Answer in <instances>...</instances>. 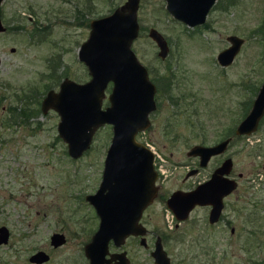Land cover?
Wrapping results in <instances>:
<instances>
[{
  "label": "rangeland",
  "instance_id": "rangeland-1",
  "mask_svg": "<svg viewBox=\"0 0 264 264\" xmlns=\"http://www.w3.org/2000/svg\"><path fill=\"white\" fill-rule=\"evenodd\" d=\"M123 2L0 1L6 27L0 32V225L9 229L7 243L0 244V264H34L26 258L39 249L51 254L42 264L88 263L83 246L98 217L84 197L99 185L111 128H98L88 150L72 159L57 134L58 114L41 111L40 103L64 78L79 83L89 78L77 55L89 21ZM137 9L139 33L131 47L161 86L149 127L135 138L154 154L160 193L140 219L148 247L128 238L121 249L130 264H153L149 252L158 234L170 264H264V118L252 133L233 136L221 154L232 159L229 175L237 188L225 197L218 223H208L202 206L178 222L162 201L176 188L207 178L217 163L201 168L186 155L188 149L226 138L246 115L243 108L264 79V0H224L195 27L172 18L164 0H140ZM150 27L168 42L164 58L148 36ZM233 34L243 39L241 48L231 64L220 66L216 54ZM23 108L24 115L14 118L12 111L19 115ZM186 163L199 173L183 183ZM52 232L65 237L58 247L50 244Z\"/></svg>",
  "mask_w": 264,
  "mask_h": 264
},
{
  "label": "water",
  "instance_id": "water-1",
  "mask_svg": "<svg viewBox=\"0 0 264 264\" xmlns=\"http://www.w3.org/2000/svg\"><path fill=\"white\" fill-rule=\"evenodd\" d=\"M139 1L124 0L111 12L89 21L88 36L77 50L78 60L86 66L89 78L80 83L64 78L59 89L48 90L40 104L43 112L52 109L58 114L57 134L72 159H78L88 150L98 128L104 125L111 128L100 183L93 193L84 197L98 217L96 230L83 246L88 264H129L124 251L109 252L108 242L111 240L118 248L127 236L136 235L140 236L139 244L146 246V228L139 220L157 192L154 154L135 138L137 133L149 127V115L157 106L156 86L131 47L139 33ZM164 1L172 18L187 27H194L206 21L215 0ZM5 30L0 19V32ZM148 36L156 44L158 57L164 58L169 51L167 40L152 27L148 29ZM226 40L228 46L216 54L220 66L231 64L243 43V39L234 34L227 35ZM108 84L111 86L106 97ZM257 89L246 115L233 130L237 137L255 131L264 117V79ZM104 98L107 105L102 106ZM231 138L227 136L212 145L195 143L186 155L197 156L198 166L204 167L211 156L227 149ZM232 166L231 157L225 158L206 181L191 190L172 192L166 198V207L175 220L187 219L195 206H208V223L217 222L223 209V197L237 188L236 179L229 175ZM194 172L196 170L191 171ZM8 234V229L1 225L0 244L7 243ZM49 238L54 246L65 241L63 234L57 232L51 233ZM153 244L150 252L153 264H170L159 236ZM47 258L45 252L39 251L29 260L40 263Z\"/></svg>",
  "mask_w": 264,
  "mask_h": 264
},
{
  "label": "flooded vegetation",
  "instance_id": "flooded-vegetation-1",
  "mask_svg": "<svg viewBox=\"0 0 264 264\" xmlns=\"http://www.w3.org/2000/svg\"><path fill=\"white\" fill-rule=\"evenodd\" d=\"M224 0H215L214 1V3L211 5V8L213 7V5L214 4H221L222 2H223ZM221 7H223V5H221ZM220 7V8H221ZM210 8V9H211ZM224 8V7H223ZM210 11V10H209ZM195 27V26H194ZM167 44H168V42H167ZM155 84V83H154ZM156 86V85H155ZM43 100V99H42ZM41 104V103H40ZM42 111V110H41ZM109 145V144H108ZM106 153V152H105ZM222 154V153H221ZM221 154H217V155H215V156H211L210 157V159L208 160V162H207V164H206V166H204V167H201V168H207V165L211 162V161H215L216 160V162L217 163H215V164H213L214 166L211 168V170H210V172L208 173V175H207V178H204L203 180H200V181H197V183L195 182L194 184H193V186H191V187H189V188H187V187H180V188H176V189H180V190H184V191H186V190H191V189H193V187H195L198 183H201V182H204V181H206L208 178H209V176H210V174L215 170V169H217L218 168V165L225 159V157H223ZM188 157H191L194 161H193V163H197V166H198V161H199V159H198V157L196 156V157H193V156H188ZM104 158V157H103ZM103 158H102V160H103ZM104 161V160H103ZM186 165H189L188 163H186ZM153 166H155V163H154V161H153ZM190 166V165H189ZM102 167H103V162H102V166H101V169H100V171H101V173H100V178H101V175H102ZM155 168V167H154ZM187 168H189L187 171H186V173H185V175L183 176V183H186V181H188V177L189 176H192V175H196L197 173H199V168H195V167H187ZM192 170H196V172H194V173H191V171ZM187 173H191L190 175H186ZM158 176H159V173L157 172V177H156V182H155V184L157 185V178H158ZM100 178H99V183H100ZM160 185H157V192H156V194H155V196H154V198L152 199V202L149 204V205H147L145 208H144V210L142 211L143 212V214H144V211H145V209L147 208V207H149V206H151V205H153L154 203H155V200H157L156 198H157V196L159 195V193H160ZM172 192H170V193H168V195H166L165 196V199H163L162 201H164V203H165V208H167L166 207V198L171 194ZM227 196H229V195H227ZM227 196H225V197H227ZM225 197H223V206H224V202H225ZM196 208L198 207V206H195ZM194 207V208H195ZM202 207H205V208H207L208 209V213H209V207L208 206H202ZM193 208V209H194ZM223 208V207H222ZM193 209H192V211H193ZM223 210V209H222ZM169 211V210H168ZM142 214V215H143ZM190 214V213H189ZM221 214H222V211H221V213H220V216H221ZM189 216V215H188ZM208 216V215H207ZM219 216V220L218 221H220L221 220V217ZM142 217V216H141ZM174 217V216H173ZM141 219V218H140ZM175 219V218H174ZM186 220V219H185ZM140 221V220H139ZM178 221V220H177ZM184 221V220H183ZM218 221L217 222H215V223H218ZM178 222H181V221H178ZM141 223V222H140ZM142 225H143V223H141ZM1 226V225H0ZM4 226V225H3ZM144 226V225H143ZM145 227V226H144ZM7 228V227H6ZM8 229V228H7ZM8 231H9V229H8ZM231 231H233V229H231ZM53 233V232H52ZM146 234L144 235V239H145V244H146V246H143L144 248H146V247H148V244H147V241H146V238H147V235H148V233H147V229H146V232H145ZM160 234H164V233H160ZM152 235V234H151ZM9 236V235H8ZM157 236H159L160 237V240L162 239V235L160 236V235H158V234H156V236H155V239L157 238ZM128 238H138V241L140 240V236H132V235H129V236H127L126 238H125V240L126 239H128ZM155 239H154V241H155ZM89 242V241H88ZM125 242V241H124ZM154 243V242H153ZM112 245L113 246V244H112V241L110 240L109 242H108V249H109V252L110 253H112V252H114V251H124L125 252V255L127 256V254H126V251L125 250H123V249H121V247H116L115 245V247H116V249L114 250V251H112L111 249H110V246L109 245ZM124 244V243H123ZM141 245V244H140ZM51 246H53V247H58V246H54L53 244H51ZM162 246H163V244H162ZM153 247H154V244H153ZM153 249V248H152ZM164 249V248H163ZM39 251H43V252H45L46 254H47V259H48V261L50 260L49 258L51 257V254H50V256H49V253H47L45 250H43V249H39V250H36L35 252H33V253H30L29 254V256L26 258V260L27 261H30L29 260V257L31 256V255H33L34 253H36V252H39ZM152 251V250H151ZM150 251V252H151ZM165 251V250H164ZM150 252H149V255H150ZM165 253H166V251H165ZM167 256L169 257V255L167 254ZM128 257V256H127ZM128 260H129V264H130V259H129V257H128ZM47 261V262H48ZM31 263H34V264H42V262H40V263H35V262H33V261H30ZM45 262V261H44ZM169 262H170V258H169ZM88 264V263H87Z\"/></svg>",
  "mask_w": 264,
  "mask_h": 264
},
{
  "label": "trees",
  "instance_id": "trees-1",
  "mask_svg": "<svg viewBox=\"0 0 264 264\" xmlns=\"http://www.w3.org/2000/svg\"><path fill=\"white\" fill-rule=\"evenodd\" d=\"M151 80H152L153 83H155V85H156V89H157V88H160L161 83H158V80H153L152 78H151ZM252 88H253V87H251V89H252ZM252 92H254L253 89H252ZM255 93H256V92H255ZM253 95H255V94L253 93ZM251 102H252V99L249 98V102H248V103L246 104V106H244V108H243V111H244V112L242 113V116H244V115L247 113V110H248V108L250 107ZM15 112H16V111H14V112L12 111L13 117H14L15 115H17V117H14V118H18L20 115L23 116V115H24V108L21 110V112L19 113V115H18V112H16L17 114H16ZM263 118H264V117H263ZM263 118H262V119H263ZM262 119H261V120H262ZM238 121H239V120H238ZM233 129H234V128H233ZM228 135L231 136V137L235 136L234 133H233V130L231 131V133L229 132ZM236 137H237V136H236ZM236 137H235V138H236ZM262 217H264V216L262 215ZM254 262L256 263V261H254Z\"/></svg>",
  "mask_w": 264,
  "mask_h": 264
}]
</instances>
